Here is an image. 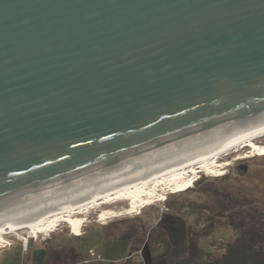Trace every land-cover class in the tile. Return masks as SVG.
Instances as JSON below:
<instances>
[{"label":"water","instance_id":"1","mask_svg":"<svg viewBox=\"0 0 264 264\" xmlns=\"http://www.w3.org/2000/svg\"><path fill=\"white\" fill-rule=\"evenodd\" d=\"M264 117V0H0V210Z\"/></svg>","mask_w":264,"mask_h":264},{"label":"rangeland","instance_id":"2","mask_svg":"<svg viewBox=\"0 0 264 264\" xmlns=\"http://www.w3.org/2000/svg\"><path fill=\"white\" fill-rule=\"evenodd\" d=\"M258 143L264 147V137ZM247 151L222 155L220 160L227 162L222 174L201 172L189 189L168 193L138 214L101 222L99 207L90 210L87 222L77 233L63 223L48 236L34 238L26 230L7 235L2 239L0 264H217L226 244L244 231L239 227L244 222L234 212L238 208L226 206L222 196L246 198L264 212V154L234 159ZM125 204L118 202L105 208L123 212ZM165 213L180 216L187 228L185 254L177 258L171 256L173 246L157 226Z\"/></svg>","mask_w":264,"mask_h":264},{"label":"bare ground","instance_id":"3","mask_svg":"<svg viewBox=\"0 0 264 264\" xmlns=\"http://www.w3.org/2000/svg\"><path fill=\"white\" fill-rule=\"evenodd\" d=\"M263 137L264 117H261L219 136L88 177L68 188L0 210V248L4 246L2 239L5 236L23 230L38 238L40 234L50 235L64 223L72 233H77L87 222L93 208L101 207L100 211L98 209L101 222L138 214L145 206L165 199L168 193L189 188L201 172L214 176L222 174L221 168L227 164L220 160L222 155L228 156L245 148H248V154L237 155L234 159L263 155L264 147L258 143ZM118 202L128 203L125 204L126 210L117 212L114 208H105V205Z\"/></svg>","mask_w":264,"mask_h":264},{"label":"trees","instance_id":"4","mask_svg":"<svg viewBox=\"0 0 264 264\" xmlns=\"http://www.w3.org/2000/svg\"><path fill=\"white\" fill-rule=\"evenodd\" d=\"M200 181L197 180L198 184ZM189 189V188H187ZM226 206L238 208L235 215L244 222L239 227L244 229L242 236H239L226 244L225 252L217 260V264H264V212L254 207L253 201L246 198H236L230 195L222 196ZM168 237L169 243L173 246L171 256L185 254L187 240L185 239L187 228L184 220L172 213H165L157 223ZM151 261L149 262V264Z\"/></svg>","mask_w":264,"mask_h":264}]
</instances>
